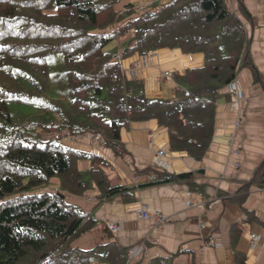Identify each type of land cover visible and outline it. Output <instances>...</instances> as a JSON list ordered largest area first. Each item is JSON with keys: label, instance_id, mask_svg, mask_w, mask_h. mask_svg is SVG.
I'll return each mask as SVG.
<instances>
[{"label": "trees", "instance_id": "obj_1", "mask_svg": "<svg viewBox=\"0 0 264 264\" xmlns=\"http://www.w3.org/2000/svg\"><path fill=\"white\" fill-rule=\"evenodd\" d=\"M122 1L0 0V264L130 260L131 250L115 240L74 247L96 217L57 192L37 190L58 178L68 194L94 190L102 201L132 198L134 188L121 184L102 155L47 141L39 129L89 133L123 155L121 130L156 119L168 130L170 150L201 160L210 147L217 104L230 97L247 53L245 27L226 0H171L141 11L117 9ZM162 48L203 53L205 62L174 74V96L150 98L143 79L126 76L122 60ZM56 54L63 65L53 71ZM254 179L264 185V161Z\"/></svg>", "mask_w": 264, "mask_h": 264}, {"label": "crops", "instance_id": "obj_2", "mask_svg": "<svg viewBox=\"0 0 264 264\" xmlns=\"http://www.w3.org/2000/svg\"><path fill=\"white\" fill-rule=\"evenodd\" d=\"M157 1L171 0H128L116 8L132 4L145 9ZM226 1L246 29L248 47L237 73L240 94L219 100L215 134L206 155L195 160L186 152L170 150L168 130L156 119L131 122L121 130L123 155L105 148L92 135L75 145L64 143L102 155L122 183L134 188L132 198L101 201L93 191L80 201L70 198L68 203L98 221L72 242L74 247L90 250L98 242L115 240L131 250L127 264H264V185L254 179L264 161V0ZM204 62L203 53L162 48L125 58L122 66L128 78L144 80L148 97L169 98L177 86L174 74L202 67ZM157 150L166 153V169L155 166ZM79 164L89 167L88 161ZM181 173L192 175L176 178ZM159 177L170 179L158 183ZM188 190L193 192V206L186 204ZM145 206L167 220H158L154 213L141 218L139 211ZM108 222L118 223L119 230L110 233L103 227Z\"/></svg>", "mask_w": 264, "mask_h": 264}, {"label": "rangeland", "instance_id": "obj_3", "mask_svg": "<svg viewBox=\"0 0 264 264\" xmlns=\"http://www.w3.org/2000/svg\"><path fill=\"white\" fill-rule=\"evenodd\" d=\"M123 1H128V0H123ZM157 2H158L157 5L155 4V5H153L152 7H149V8L155 9L157 7H161V5H163L165 3V1L164 2L157 1ZM135 10L136 11H141V10H144V8L139 7V9L135 8ZM123 40H124V38H121L120 39V42H122ZM62 65H63L62 55L61 54L53 55V60L51 61V66L53 68V71L54 70H58ZM15 103H12L11 104V108H12L13 111H16L18 109V107H19V105L18 104H15ZM39 131H40L41 136L43 137V139H45L47 141L53 140L54 138H59V140L63 144L64 143H66V144H71L72 143L74 145H75V141H78V139L87 138V135H90L88 133V134L83 135V136L73 137V136H71L69 134V132H68L67 129H64L63 131L57 132L56 130H54V131H46L45 129L41 128V129H39ZM92 137L94 138L95 141L100 142V143L103 144V140H100V137H99V139H98V137H95L94 135H92ZM75 149H79V148H75ZM92 153H94V152H92ZM155 166L157 167V165H155ZM112 172H114L113 171V165H112ZM120 181H121V184H123L121 178H120ZM43 191H50V192H53L54 191V192H57V193L60 194V196H63L66 199V201H69L70 198L76 199V201H80L79 198L81 196H83V195H71V194H68L67 191L61 190V188H60V180L58 178H53L48 185H46V186L38 189L37 190V193L43 192ZM90 191H93L97 195L96 191H94V190H90ZM88 192H86L85 194H87ZM109 224H111V223L108 222L105 225H103V227L106 228L108 231H110ZM87 233H85V234H87ZM110 233H112V232L110 231ZM85 234H83V235H85ZM211 242H213V241H209L208 243L210 244ZM98 243L102 244L103 242H98ZM210 246H211V244H210ZM92 261L93 262L91 264H99L96 260H92Z\"/></svg>", "mask_w": 264, "mask_h": 264}, {"label": "built area", "instance_id": "obj_4", "mask_svg": "<svg viewBox=\"0 0 264 264\" xmlns=\"http://www.w3.org/2000/svg\"><path fill=\"white\" fill-rule=\"evenodd\" d=\"M237 84H238V81L235 80V82L232 84V86H230L229 88V91L231 93V95L233 96H236L238 97L240 92L238 90V87H237ZM237 125H240V121H238ZM156 158H155V165H157L158 168L160 169H166L167 168V165L165 163V156H166V153L165 151L163 150H157L156 152ZM184 196H185V199H186V204L188 206H193L194 205V200L192 198V192L191 191H185L184 192ZM155 214L157 216V219L164 222L167 220V217H165L164 215L160 214L159 211H156V212H151L149 210L148 207H144L142 208L140 211H139V216L141 218H146V217H149L150 214ZM109 228L110 230L113 232V233H116L118 230H119V224L118 223H111L109 224ZM211 245L214 244V242H211L210 243Z\"/></svg>", "mask_w": 264, "mask_h": 264}, {"label": "water", "instance_id": "obj_5", "mask_svg": "<svg viewBox=\"0 0 264 264\" xmlns=\"http://www.w3.org/2000/svg\"><path fill=\"white\" fill-rule=\"evenodd\" d=\"M63 197V196H62Z\"/></svg>", "mask_w": 264, "mask_h": 264}]
</instances>
